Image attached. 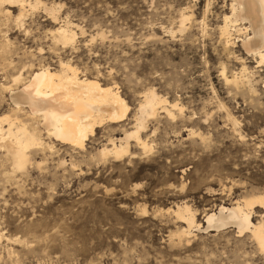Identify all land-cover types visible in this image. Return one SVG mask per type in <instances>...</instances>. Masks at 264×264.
<instances>
[{
    "label": "rangeland",
    "instance_id": "rangeland-1",
    "mask_svg": "<svg viewBox=\"0 0 264 264\" xmlns=\"http://www.w3.org/2000/svg\"><path fill=\"white\" fill-rule=\"evenodd\" d=\"M38 1L22 25L18 6L0 12V51L9 40L16 62L52 70L70 63L79 77L117 88L129 110L120 127L96 128L84 150L52 140L53 149L33 150L16 179L4 175L12 176L9 162L0 166V232L10 239L0 242V264H264L235 227L202 228L180 241L183 224L171 212L186 204L206 228L207 213L264 194V88L256 75L255 95L237 92L220 75L223 66L229 75L242 69L218 31L231 0ZM183 14L190 18L181 31ZM65 22L77 37L64 48L52 34ZM232 49L245 59L240 43ZM1 73L0 83L9 82ZM148 90L183 112L171 117L160 107L147 119V153L131 140L123 159L101 156L123 129L132 131ZM11 107L1 89L0 115ZM258 209L255 224L264 220Z\"/></svg>",
    "mask_w": 264,
    "mask_h": 264
},
{
    "label": "bare ground",
    "instance_id": "bare-ground-1",
    "mask_svg": "<svg viewBox=\"0 0 264 264\" xmlns=\"http://www.w3.org/2000/svg\"><path fill=\"white\" fill-rule=\"evenodd\" d=\"M39 3L41 2L38 0H0V12L6 16L11 15V11L5 6H18L19 13L15 22L21 24L28 10L37 8ZM229 10L230 13L224 15L218 31L225 50L229 53L228 58L233 55L235 59L242 61V69L239 73L231 71L232 74L229 75L227 66H223L220 75L230 89L253 96L256 93L255 84L258 82L256 75L260 79L262 89L264 88V0H231ZM46 12L58 19L56 8H46ZM188 18L190 17L182 15L181 31L185 29L184 21L187 22ZM71 25L65 22V25L53 32L52 42L55 46L62 45L65 48L73 45L77 35ZM236 34L241 37L238 41H235ZM237 42L245 52V59L237 57L233 52L232 48ZM11 43L6 40L0 51V71L4 80L9 79L7 83H0V88L2 92H7L12 105L8 114L0 115V149L5 153L0 159V166H6V162L10 163L12 176L4 173L10 179H16L18 173H24L32 161L33 150L44 152L53 149L52 140L84 150L85 142L96 128L105 123L120 127L121 122L126 119L129 106L116 91L117 88L102 86L97 79L79 77L78 69L70 66V63H63L64 61H59V67L55 70L44 65L35 69L32 61L29 65L20 59L16 62L9 48L7 49ZM27 68H30V71L25 75ZM168 105L166 99L159 97L155 91L148 90L134 116L132 131L123 129V137L111 140L110 145L100 151V155L115 160L124 158L130 153L131 140L136 142L142 152L150 151L152 146L140 135L146 127L147 119L155 117L160 107L171 117L172 109L183 112L178 103ZM231 115V112H226L228 121L236 126V120ZM44 134L47 138H44ZM190 135L194 136L195 132L192 130ZM199 137L203 141L206 140L201 135ZM254 208L264 211V194L245 196L232 207L221 206L218 212L207 213L205 228L196 219L192 208L186 204L177 206V209L171 212L183 227L175 236L180 241H188L194 236L195 230L200 232L203 228L205 231H220L231 226L235 227L241 236L249 234L258 251L264 254V220L261 219L257 224L253 222ZM3 240L9 242L10 239H6L0 232V242Z\"/></svg>",
    "mask_w": 264,
    "mask_h": 264
}]
</instances>
